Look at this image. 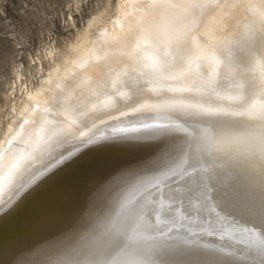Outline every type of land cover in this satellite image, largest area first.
<instances>
[{
  "label": "bare ground",
  "instance_id": "obj_1",
  "mask_svg": "<svg viewBox=\"0 0 264 264\" xmlns=\"http://www.w3.org/2000/svg\"><path fill=\"white\" fill-rule=\"evenodd\" d=\"M116 11L110 24L104 13L91 20L69 50L50 48L49 71L13 108L0 135V205L16 198L22 177L38 175L65 148L111 137L113 129L141 131L116 132L117 137L85 145L23 192L0 214V264H46L43 245L84 208L92 193L192 141L205 124L217 130L210 155L224 167H210L201 175L219 185L217 177L230 169L259 182L251 165H259L264 138V0H119ZM184 33L191 38L190 48L172 42ZM248 105L243 116L213 111H242ZM145 124L184 128L146 129ZM161 190H167L163 184L144 196L149 213L156 209L167 223L164 212L170 202ZM155 196H160L158 203ZM177 216L188 224L182 209ZM192 226L203 233L201 243L246 255L233 244L242 238L239 234L229 231L220 240L219 232L206 234L207 225ZM156 231L146 216L134 236L147 238Z\"/></svg>",
  "mask_w": 264,
  "mask_h": 264
},
{
  "label": "snow or ice",
  "instance_id": "obj_2",
  "mask_svg": "<svg viewBox=\"0 0 264 264\" xmlns=\"http://www.w3.org/2000/svg\"><path fill=\"white\" fill-rule=\"evenodd\" d=\"M172 42L178 47H191L187 33L175 36ZM250 107L230 113H224L223 109L213 111L237 117L248 114ZM260 120L264 128V113L260 114ZM169 127L183 130L184 125H143L146 129ZM139 131L141 129L135 127L113 129L111 137H117L116 132ZM216 136V128L205 124L203 129H197L192 141L174 146L152 164L122 173L102 185L53 240L43 245L48 255L46 264H264V138L258 148L259 165H251L259 173L258 183L255 177L245 179L229 169L217 177L219 185H216L206 175H201L210 167H224L222 161L217 163L210 155ZM111 137L89 138L58 152L37 170L38 175L31 173L21 178L13 193L16 198L0 205V214L85 145ZM162 184L167 190H161L160 195L170 202L164 212L167 223L161 221L156 209L149 213L144 196L153 189H161ZM154 199L158 203L160 196ZM229 208L237 211H229ZM179 209L183 210L187 225L180 222ZM146 216L157 231L147 238H138L134 236L135 228ZM198 223L208 226V236L219 232L220 240H224L229 231L239 234L242 238L233 244L239 245L246 255L201 243L203 233L192 226Z\"/></svg>",
  "mask_w": 264,
  "mask_h": 264
},
{
  "label": "rangeland",
  "instance_id": "obj_3",
  "mask_svg": "<svg viewBox=\"0 0 264 264\" xmlns=\"http://www.w3.org/2000/svg\"><path fill=\"white\" fill-rule=\"evenodd\" d=\"M118 2L0 0V135L26 91L38 86L49 71L48 50H69L89 22L102 13L107 24L113 22ZM17 72H22L20 77Z\"/></svg>",
  "mask_w": 264,
  "mask_h": 264
}]
</instances>
